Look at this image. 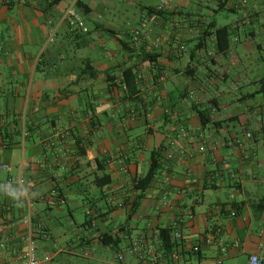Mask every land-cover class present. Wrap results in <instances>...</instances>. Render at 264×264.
<instances>
[{"label": "crops", "instance_id": "1", "mask_svg": "<svg viewBox=\"0 0 264 264\" xmlns=\"http://www.w3.org/2000/svg\"><path fill=\"white\" fill-rule=\"evenodd\" d=\"M161 1L82 0L83 34L65 0H0V264L30 243L38 264H155L166 227L161 264L264 260V0Z\"/></svg>", "mask_w": 264, "mask_h": 264}, {"label": "built area", "instance_id": "2", "mask_svg": "<svg viewBox=\"0 0 264 264\" xmlns=\"http://www.w3.org/2000/svg\"><path fill=\"white\" fill-rule=\"evenodd\" d=\"M66 6L62 15V20L65 22V24L68 27V30L70 32H79V33H87L88 28L86 27L83 18L79 11V4L82 2V0H65ZM167 5V0H162L160 4L155 8V11H161L163 10ZM144 37V33L140 30L134 29L131 34V39L133 42L137 43L139 40ZM53 35L50 36L49 40L52 41ZM248 137L249 134H246ZM230 146H241V143L239 140L230 141ZM0 170L10 171V167L4 163L0 162ZM9 183H17L22 184L23 180L20 177H11L8 179ZM110 203V202H109ZM232 215H235L233 212ZM172 239L174 241H179L181 239L180 232L178 230L172 231ZM139 249V244L137 240H132L127 247V250L130 252H137ZM194 251L197 250L196 247L193 248ZM176 255L174 254L171 256V259H174ZM116 260L118 262L123 260L122 254H116L115 256ZM165 258L161 255L159 256H153L152 260L155 264H161L162 260ZM20 261L22 264H38V259L35 255V250L33 245L30 243L28 249L26 252L20 257ZM196 264H224V262L221 259L213 260L209 263H202L197 262ZM247 264H264V260L261 256L257 254H251L248 256Z\"/></svg>", "mask_w": 264, "mask_h": 264}, {"label": "trees", "instance_id": "3", "mask_svg": "<svg viewBox=\"0 0 264 264\" xmlns=\"http://www.w3.org/2000/svg\"><path fill=\"white\" fill-rule=\"evenodd\" d=\"M61 0H51L52 4L58 3ZM81 5V3L79 4V6ZM222 8H224V5H222ZM146 12L147 13H153L154 10L151 7H146ZM158 12V11H157ZM221 36H223L222 38H224V41L226 40V38L228 37V33H227V29L225 27H221L217 29V33H216V37L218 39V41L221 39ZM123 76H124V83L125 86L128 88H132V83L131 81H128L129 76H131V78H133V74L131 72L130 69H126L123 72ZM128 76V78H127ZM130 78V79H131ZM199 115H200V120L202 122V124H206L207 123V116L205 115L204 111H199ZM158 156H157V152L154 151L152 156L150 157V162H149V168L147 173L145 174V176L137 181L134 182L133 186L136 189H143L146 187V185L148 184V182L156 175V173L159 170V162H158ZM264 207V204L263 206ZM101 239V241L104 243L105 242V238H109L110 242H108L107 245H111V247H114V251H116V249L118 248V243H119V239L114 237L112 238L111 235L109 234H105L103 236L99 237ZM158 240H159V246L160 249L162 250V256L166 259V261H170L171 260V256L174 254V250L176 248V241H174L172 239V229L171 228H161L158 232Z\"/></svg>", "mask_w": 264, "mask_h": 264}, {"label": "rangeland", "instance_id": "4", "mask_svg": "<svg viewBox=\"0 0 264 264\" xmlns=\"http://www.w3.org/2000/svg\"><path fill=\"white\" fill-rule=\"evenodd\" d=\"M138 1L139 0H132V3L134 2V3H138ZM141 1H146L144 4H146V5H153V3H155L157 0H141ZM114 3V2H113ZM128 9H130V8H128ZM137 9V8H136ZM131 10H133V9H130V12H131ZM136 12V11H135ZM113 13H114V11H113ZM223 14V16H226V15H228L229 13L228 12H223L222 13ZM105 17H107V15L105 16Z\"/></svg>", "mask_w": 264, "mask_h": 264}, {"label": "clouds", "instance_id": "5", "mask_svg": "<svg viewBox=\"0 0 264 264\" xmlns=\"http://www.w3.org/2000/svg\"><path fill=\"white\" fill-rule=\"evenodd\" d=\"M12 196H13L14 199L17 198L16 195H15V192L12 193Z\"/></svg>", "mask_w": 264, "mask_h": 264}]
</instances>
